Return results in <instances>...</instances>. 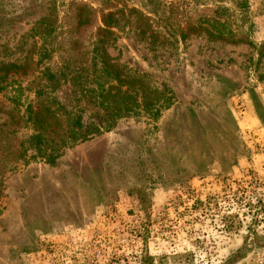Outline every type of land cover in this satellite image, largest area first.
I'll list each match as a JSON object with an SVG mask.
<instances>
[{
    "label": "rangeland",
    "instance_id": "rangeland-1",
    "mask_svg": "<svg viewBox=\"0 0 264 264\" xmlns=\"http://www.w3.org/2000/svg\"><path fill=\"white\" fill-rule=\"evenodd\" d=\"M214 3L230 11L226 42L191 25ZM151 9L148 42L138 12ZM107 13L119 23L105 47L112 85H141L131 111L33 158L18 117L41 68L86 59ZM43 17L56 38L29 65L23 35ZM7 80L21 84L15 99ZM0 87V264H264V0H0ZM85 90L61 79L55 94L92 103ZM102 114L88 104L82 120Z\"/></svg>",
    "mask_w": 264,
    "mask_h": 264
},
{
    "label": "trees",
    "instance_id": "trees-1",
    "mask_svg": "<svg viewBox=\"0 0 264 264\" xmlns=\"http://www.w3.org/2000/svg\"><path fill=\"white\" fill-rule=\"evenodd\" d=\"M208 8H210L209 10L212 13L198 14L196 23L191 24L193 29L202 30L209 35H213V39L225 42L234 37V33L227 28L230 24L229 8L218 3H214L213 6L210 5ZM130 11L136 12L133 8ZM240 11L244 13L243 10ZM152 12V9L145 13L138 12L140 24L137 27V31L148 42H153L154 40V36H150L154 32L153 30L158 31V28L153 27L152 23H150L151 20L147 16V14H152ZM78 16V27L87 23V16H83L81 13ZM112 16L111 13H107L102 17V24L96 27L95 35L90 42V49L86 52L88 55L86 59H83V56L82 58H67L61 66L57 67L55 72L49 66L43 65V61L49 56V48L52 41L56 38V27L52 22L43 17L31 26L28 33L23 35L25 38L28 36L34 42L32 47H36L34 50L35 60L28 57L23 59L24 62L28 60V63H33L34 61L35 66L43 65L40 75H42L44 82L41 85H36L32 91L34 94L33 102H29L23 113L18 117V122L31 130L27 141L35 151L33 158L39 157L44 161H52L59 156L64 148L87 139L89 135H93L99 130L110 127L112 122L122 113L131 111L128 107V105L131 106L129 101L133 99L131 92L140 91L138 88L141 89V85L134 87L135 90L130 93L127 90L121 91L119 87L112 85L114 81L118 80L117 68L119 66L115 62H111L105 52V47L109 43L108 37L114 34L108 27L119 26V23L115 22L117 20L113 19ZM148 31L153 32L146 36ZM69 33L72 34L71 32ZM24 42L25 40L19 44L23 45ZM20 45L18 46L19 48ZM9 67L17 70V68L28 67V65L13 60ZM64 70L67 71L65 72ZM67 74L69 75L68 79ZM88 75H91L90 80L87 78ZM61 79L63 82H69L72 87L80 86L81 91L85 89L89 91L90 94L88 95L93 97V102L85 101L82 104L81 92L73 93L76 98L73 99L75 105L71 104L70 99L65 102L57 99L55 89ZM15 82L16 80H7L14 99L16 98L15 93L22 89L21 84H16ZM86 90L83 91L84 96H88L85 95ZM137 94H135V97ZM11 104H13L12 109H17V105L14 102ZM88 104L99 106L101 112H103L102 115L105 114L107 116L108 114L109 116H100L97 121L90 120L84 123L82 112L88 108ZM119 104L123 106L120 107ZM21 143L19 144L22 145Z\"/></svg>",
    "mask_w": 264,
    "mask_h": 264
}]
</instances>
